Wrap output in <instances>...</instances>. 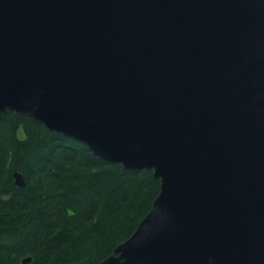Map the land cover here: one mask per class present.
Returning a JSON list of instances; mask_svg holds the SVG:
<instances>
[{
	"label": "water",
	"instance_id": "obj_1",
	"mask_svg": "<svg viewBox=\"0 0 264 264\" xmlns=\"http://www.w3.org/2000/svg\"><path fill=\"white\" fill-rule=\"evenodd\" d=\"M8 113L159 181L98 264H264V0H0Z\"/></svg>",
	"mask_w": 264,
	"mask_h": 264
},
{
	"label": "trees",
	"instance_id": "obj_2",
	"mask_svg": "<svg viewBox=\"0 0 264 264\" xmlns=\"http://www.w3.org/2000/svg\"><path fill=\"white\" fill-rule=\"evenodd\" d=\"M158 192L152 171L107 162L29 117H0V264H98Z\"/></svg>",
	"mask_w": 264,
	"mask_h": 264
},
{
	"label": "rangeland",
	"instance_id": "obj_3",
	"mask_svg": "<svg viewBox=\"0 0 264 264\" xmlns=\"http://www.w3.org/2000/svg\"><path fill=\"white\" fill-rule=\"evenodd\" d=\"M19 135H20V136H22V134H21V133H19Z\"/></svg>",
	"mask_w": 264,
	"mask_h": 264
}]
</instances>
